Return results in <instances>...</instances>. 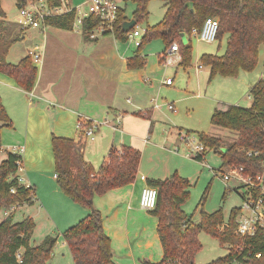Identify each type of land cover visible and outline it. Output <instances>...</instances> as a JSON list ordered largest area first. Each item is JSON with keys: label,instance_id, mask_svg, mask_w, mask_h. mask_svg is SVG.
<instances>
[{"label": "trees", "instance_id": "obj_1", "mask_svg": "<svg viewBox=\"0 0 264 264\" xmlns=\"http://www.w3.org/2000/svg\"><path fill=\"white\" fill-rule=\"evenodd\" d=\"M15 1L19 7L27 0ZM44 1L49 6L58 5L56 0ZM151 1L154 0H123L135 5L131 19L136 22V26L127 33L122 32L121 24L130 19L126 17L125 10L119 8L116 20L105 34H111L115 40L126 43L128 34L137 25L147 21ZM156 1L165 4L166 12L157 24L145 28L135 54L126 60L128 70L145 68L146 61L140 50L155 39L163 42L164 50L177 43L180 54L178 66L182 69L190 68L191 30L201 29L207 18L218 20L216 42L220 44L226 37V48L221 56L203 54L199 58V64L210 69L209 81L216 76L237 77L240 72H250L255 68L259 47L264 46L263 3L258 0ZM0 16H3L1 11ZM74 20L75 12L71 11L44 19L43 26L71 31ZM98 26L100 21L91 17L83 22L81 32L88 37V33ZM3 30L0 27V73L12 79L24 92H31L36 77L32 59L27 55L16 65L9 64L6 61L8 52L19 38L16 35L11 38L13 33H8V37H5ZM184 37L188 41L186 45L183 44ZM159 63L164 64V56L159 58ZM249 94V107L226 105L223 109H214L211 114L212 126L236 134L232 143L226 145L221 139L204 133H196V137L213 154L219 156L222 167H243L246 175L254 176L261 172L260 163L264 154V77L250 89ZM0 124L11 128L1 100ZM185 133L191 134L189 131ZM84 144L82 139L73 141L54 135L51 137L54 175L58 188L74 204L89 211L86 217L67 228L61 236L73 264H115L111 241L103 231L102 217L94 208L93 198L133 184L137 178L141 152L132 147H112L102 165L95 171L81 155ZM249 151L258 152L260 156L247 157L246 153ZM195 160L200 162L201 158ZM18 163L22 165V158L12 153H7L6 158L0 162V212L30 205L34 200L33 188H25L18 181ZM145 184L157 191L155 208L149 214L157 219L156 233L163 256L158 263L143 261L141 264H194V258L201 250L198 241L201 232L216 239L220 245L227 246L229 250L226 257L211 264H229L233 261L264 264V232L257 231L252 238H239L234 234L239 212L237 208H233L226 219L221 209L211 214L200 211L199 221L193 223L192 216L185 214L182 209L190 195L188 180L174 172L165 180L146 179ZM224 198L225 194L223 200ZM202 200L204 202L205 198L202 197L201 202ZM225 221L227 227L220 231L219 227ZM34 228L32 219L14 223L13 213L7 214L0 222V264H48L56 239L47 236L41 244L33 247L30 239ZM258 254L261 258L255 260Z\"/></svg>", "mask_w": 264, "mask_h": 264}, {"label": "crops", "instance_id": "obj_2", "mask_svg": "<svg viewBox=\"0 0 264 264\" xmlns=\"http://www.w3.org/2000/svg\"><path fill=\"white\" fill-rule=\"evenodd\" d=\"M81 2L75 4L74 0L71 1L74 6ZM0 11L3 14L0 27L8 37L16 23L8 16L6 0L0 1ZM18 23L20 25V19ZM30 31L28 47L12 54V45L6 61L16 65L27 55L32 57L35 53L39 56L37 61L31 58L36 69L32 91L24 92L12 79L0 73V100L11 122V128L0 124V162L7 153H12L13 147H22V170L17 176L23 184L33 188L32 204H38L48 217H51V211L57 213V223L69 228L86 217L89 211L64 196L56 184L52 135L77 141L82 139L77 122L93 123L94 139L90 143L82 139L85 144L81 155L95 171L112 147L139 150L141 160L135 182L111 190L104 196H95L93 205L101 214L103 231L111 241L115 264L158 263L163 254L156 233L157 219L139 208V198L146 179L165 180L174 172L180 173L183 159L189 158L178 141L181 132L178 129L175 134H169L174 161L165 167L153 160L154 163L147 161L152 163L150 165L144 162V155L153 152L157 143L152 142L155 138L153 121L166 108L165 103H158V93L162 88H172L173 84L165 86L163 82L168 78L167 70L171 64L175 63V73L180 68L179 52L178 56L171 54V64L167 63L166 57L164 64L159 63L163 50L153 58L142 55L145 68L130 71L126 60L135 54L136 47L131 49L127 42L120 43L111 34L91 40L83 36L78 27L71 31L54 27H46L43 32ZM21 39L23 42L24 37ZM11 56L13 60H10ZM202 69L209 78L210 69ZM200 72L196 73L194 68L196 77ZM250 105L251 100L247 107ZM25 206L3 212L14 214ZM198 221L192 218L193 223Z\"/></svg>", "mask_w": 264, "mask_h": 264}, {"label": "rangeland", "instance_id": "obj_3", "mask_svg": "<svg viewBox=\"0 0 264 264\" xmlns=\"http://www.w3.org/2000/svg\"><path fill=\"white\" fill-rule=\"evenodd\" d=\"M81 0H74L77 4ZM118 6L125 10V15L131 19L132 12L135 5L130 2H123V0H114ZM6 9L11 21H14L15 27L11 30L13 35L11 38L18 36L19 40L14 44L12 54L18 49L22 50L28 47V35L30 30L20 31L19 10L15 0H6ZM166 12V6L160 1H151L148 5V18L145 23L137 25L136 29L142 33L147 26L151 27L162 20ZM26 35V36H25ZM22 37L24 41L22 42ZM20 42V43H19ZM128 43V42H127ZM183 44H188L184 37ZM131 49H135L133 44L128 43ZM190 45L192 47V62L188 69L182 70L178 68L175 73V63L167 70V79H172L173 86L170 89L162 88L158 93V103L173 104L175 112L169 111L166 108L158 113L153 121V129L155 138L152 142L156 143L153 152L144 155V162L146 165L152 163H161L162 166H167L171 163L173 157L171 154L172 144L169 142V134H175L178 129L181 132L189 131L192 135L196 133H204L206 135L219 137L224 144L232 143L236 139V134L224 129L214 127L210 124V117L214 109H223L226 105H239L240 107H247L250 104V89L264 77V46H260L258 50V62L255 68L250 72H240L237 77H221L216 76L209 81L208 75L204 69H200V74L196 77V63L198 57L202 54H211L221 56L226 48V37H224L220 44L215 42L213 44H204L191 37ZM137 49V48H136ZM163 50V42L159 39L152 40L146 44L141 50V55H147L148 58H153L155 54H160ZM177 54V53H175ZM179 54H177L178 56ZM171 57V55L169 56ZM10 60H13L12 56ZM198 71H196L197 73ZM166 101V102H165ZM90 140L87 139L86 142ZM182 145V144H181ZM185 151L184 145L182 146ZM181 151V153H182ZM187 158V157H186ZM154 162L148 163L147 161ZM206 164L211 168L217 170L221 161L219 156L208 152L205 157ZM179 165V163H178ZM180 168L179 176L186 179L190 183L188 189L190 195L189 199L183 205V211L188 216H192L194 221L200 218V211L211 214L217 210H222L225 219L228 217L233 208L240 205V198L232 184H226L220 175L213 176V172L209 171L206 166L193 158L183 159ZM225 198L223 200V195ZM205 201L201 202V199ZM57 210V203H55ZM56 212V211H55ZM145 212V211H144ZM51 213L48 217L47 212L39 208L38 204H30L13 214V222L18 223L27 218L33 220L35 228L30 239L33 247L38 246L47 237L56 239V246L53 250L52 257L48 264H73L68 248L64 245L62 232L67 227H62L57 223V213ZM149 213V212H148ZM3 211L0 213V220L6 217L7 214ZM150 215V214H149ZM151 216V215H150ZM198 241L201 245V250L194 258V264H211L216 260L222 259L228 255V247L220 245L219 242L207 235L206 233H199ZM230 264H236L231 262Z\"/></svg>", "mask_w": 264, "mask_h": 264}, {"label": "built area", "instance_id": "obj_4", "mask_svg": "<svg viewBox=\"0 0 264 264\" xmlns=\"http://www.w3.org/2000/svg\"><path fill=\"white\" fill-rule=\"evenodd\" d=\"M71 1L72 0H56L58 5L49 6L44 0H27L18 7L21 29L37 30L43 32L46 28L43 26L44 19L53 16L64 15L74 11L75 20L73 28H81L83 22L91 17L100 21V26L88 33V38L94 40L98 36L109 31L111 29V25L116 20L119 7L114 0H82L80 4L75 6L71 3ZM217 31L218 20L214 18H207L205 19L201 29L191 30L190 38L194 37L200 43L213 44L216 42ZM143 32L139 33L135 28L132 33L128 34L127 42L133 44V46L137 48L140 45ZM35 50H37V47ZM178 52L179 49L177 43H173L168 49L165 50L163 56L167 58L168 64H171L169 56ZM31 58H33L34 61H37L39 56L33 53ZM200 69H202V66L200 64L196 65V71ZM163 84L165 86H171L173 81L172 79H166ZM165 106L168 108V110L175 112V109L171 104H166ZM76 127L82 139H94L95 125L93 123L87 122L85 120H79ZM178 141L180 144L184 145L187 157L193 158L194 160L198 157L201 158L200 163L203 166H206L209 171L213 172V176L220 175L226 184H232L234 187L233 190L238 192L240 205L237 207L239 212L236 217L237 226L234 233L235 236L239 238H252L257 231L264 232V154L260 163L261 172L251 176L245 174V169L243 167H222L220 165V167L215 170L208 166L205 161V154L211 151L205 147L196 136L192 134L179 132ZM175 151L176 149L174 152ZM11 152L12 154L20 156L23 154V148L13 147ZM246 156L256 158L260 156V153L249 151L246 153ZM18 165L19 168L16 176L22 170V165L19 163ZM18 181L20 184L24 185L25 188H31L29 185L23 184L20 178H18ZM156 199V189L145 186L140 194L139 208L145 212L153 211L155 208ZM226 221L225 224L219 227L220 231H223L224 228L227 227ZM260 258V254L255 256V260H259ZM233 262L236 264H244L242 262Z\"/></svg>", "mask_w": 264, "mask_h": 264}, {"label": "water", "instance_id": "obj_5", "mask_svg": "<svg viewBox=\"0 0 264 264\" xmlns=\"http://www.w3.org/2000/svg\"><path fill=\"white\" fill-rule=\"evenodd\" d=\"M258 1L264 4V0H258ZM135 26H136V22L133 19H131L121 24V30L122 32L127 33L130 29L134 28Z\"/></svg>", "mask_w": 264, "mask_h": 264}]
</instances>
